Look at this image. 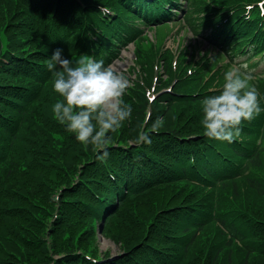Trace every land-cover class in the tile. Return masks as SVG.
<instances>
[{"label": "trees", "instance_id": "trees-1", "mask_svg": "<svg viewBox=\"0 0 264 264\" xmlns=\"http://www.w3.org/2000/svg\"><path fill=\"white\" fill-rule=\"evenodd\" d=\"M201 3L194 17L192 0L186 9L179 0H0V264H264V80L250 85L262 111L232 143L208 138L202 125V100L218 94L233 56L264 59V0ZM180 11L232 61L214 68L215 53L187 59L168 47L143 61L138 49L141 65L160 62L176 83L153 103L139 84L129 88L131 117L97 161L95 146L55 116L63 97L46 67L53 51L107 66L115 47L144 40L141 25L174 22ZM195 102L197 116L184 121ZM149 104L163 121L151 145L135 146L154 122L142 123ZM169 187L177 193L167 202ZM146 191L141 208H126ZM160 193L169 206L153 210ZM115 223L126 233L111 234ZM96 224L120 253L98 252Z\"/></svg>", "mask_w": 264, "mask_h": 264}, {"label": "clouds", "instance_id": "clouds-1", "mask_svg": "<svg viewBox=\"0 0 264 264\" xmlns=\"http://www.w3.org/2000/svg\"><path fill=\"white\" fill-rule=\"evenodd\" d=\"M46 67L56 77L54 90L63 97L53 107L56 118L66 122V129L78 142L95 146V159L105 162L110 157L109 133L123 127L132 114V106L122 100L128 80L103 60L84 55L65 58L60 48L53 51ZM241 68L247 70V63L225 72L218 94L203 98L202 125L210 139L232 143L241 131V122H251L262 111L257 90L249 85L251 72H241ZM150 119V115L145 117V125ZM160 124L157 118L148 131L141 130L134 145H151V135Z\"/></svg>", "mask_w": 264, "mask_h": 264}, {"label": "rangeland", "instance_id": "rangeland-1", "mask_svg": "<svg viewBox=\"0 0 264 264\" xmlns=\"http://www.w3.org/2000/svg\"><path fill=\"white\" fill-rule=\"evenodd\" d=\"M179 2L182 3V7L186 9L189 8V0H179ZM202 7L201 0H192L191 9L193 11V16L197 17L200 14V9ZM188 10V9H187ZM185 12L180 11L178 14L176 20L174 22H168L163 24H157V25H148V26H141L144 32L141 34V36L144 37V40L137 39L136 42L129 43L123 48L115 47L117 50L114 54H112L108 59V64L115 68H117L125 77V79L129 82V88H136V84H139L141 89L144 92V95L148 101L154 102L157 99V95H159L161 92L159 90L161 89H169L172 87V84L174 85L176 83L175 78L173 80H170L168 83L167 79L169 78V74L163 70L162 64L159 65L156 63L155 65L151 66V70L146 69L145 63L142 65L139 63L142 59V57L138 54V49L142 52L143 61H146L148 58V55L151 53V50L155 51V49L162 48V47H168L171 49V51L178 55L179 51L181 50L186 55L187 59H190L191 57H194L195 60L199 59L203 54L209 55L210 57L215 53L219 59L216 60L214 63V68H222L223 64L228 60H231V57L226 53H218L217 49L212 47L209 43V41L202 36V32L198 31L196 32L192 26L189 25L188 21H186L183 16ZM174 55V61L176 60ZM155 56V55H154ZM80 57V56H79ZM77 57V58H79ZM233 63L229 67V70L233 68H240L241 63H247L248 69L244 70L241 68V72L249 71L251 72L252 79L249 81V85L256 84V81L253 82L256 78H260L261 80H264V59H258L255 61V63L249 64L251 61H248L249 59L246 58L245 55L241 54L239 56H233ZM156 61V59H155ZM159 61V60H158ZM174 61H172L174 65ZM150 80V81H149ZM162 80V81H158ZM166 80V81H165ZM149 81V82H148ZM169 84V87L167 85ZM218 88V86L216 87ZM133 100V99H132ZM196 104L192 106L193 114L186 117L184 121L188 120L189 118L196 117L198 114L197 108L199 103L195 102ZM180 104V103H177ZM203 104V100H202ZM158 110V107L154 106L153 104H149L146 110H144L143 113V120L142 123H145V117L149 116L151 117L149 122H152L154 117L156 116V112ZM203 112V111H202ZM37 116H34V119ZM138 118H142V114H138ZM137 118V119H138ZM161 122L163 121V117H158ZM157 118L154 119V121ZM133 120V119H132ZM177 120H179V117H177ZM141 124V123H138ZM135 124V125H138ZM141 126V125H139ZM54 137H56L58 140H60L58 134H53ZM52 135V136H53ZM177 187H174V189H171L169 187L168 194V200L167 202L172 199V194L177 193ZM150 191V190H149ZM149 191H146L142 194H140L141 199L135 200L133 199L132 202H128V207L130 209H136L141 208L140 201L146 200L149 196ZM172 191V192H171ZM54 196V193L51 195ZM155 198L153 199L151 209L153 210H159L161 207H167L169 206L167 202L161 201L162 199V193H160V196L158 197L161 202L158 203V198L156 195H154ZM175 200V199H174ZM179 198L177 197L175 202H178ZM49 216L52 218L53 216L49 213ZM117 221V219H116ZM116 224V225H115ZM112 226H109L111 231V234L117 235V234H125L126 229L123 227H120L118 223H115ZM93 244L96 245L98 252H108L109 255L118 254L120 253V243H116V241L110 237L105 231L102 232V227L96 224L95 227V233L93 237L91 238Z\"/></svg>", "mask_w": 264, "mask_h": 264}]
</instances>
